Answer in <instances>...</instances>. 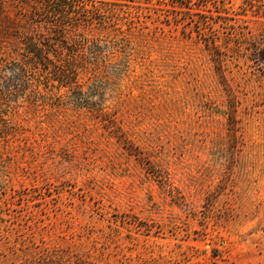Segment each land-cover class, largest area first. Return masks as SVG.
<instances>
[{
  "label": "rangeland",
  "instance_id": "1",
  "mask_svg": "<svg viewBox=\"0 0 264 264\" xmlns=\"http://www.w3.org/2000/svg\"><path fill=\"white\" fill-rule=\"evenodd\" d=\"M83 2L0 0V264H264V0Z\"/></svg>",
  "mask_w": 264,
  "mask_h": 264
},
{
  "label": "trees",
  "instance_id": "2",
  "mask_svg": "<svg viewBox=\"0 0 264 264\" xmlns=\"http://www.w3.org/2000/svg\"><path fill=\"white\" fill-rule=\"evenodd\" d=\"M33 1V11L32 14L30 15V19L33 22H39L41 20V18H49V17H55L56 19H62L64 17H68L67 13L68 12H75V13H79V14H83L87 11V9L84 6V2L83 0H31ZM78 14V16H79ZM44 20V19H43ZM46 21V20H45ZM48 24V23H47ZM51 25V26H50ZM49 26H47V31H49V33L51 34L49 36V39H55L56 37L54 36H60V41L62 43H65L64 45H66V40L62 39L64 37V27H61V25L59 26L58 24L55 23H50ZM38 35V34H37ZM36 34L33 36H28L25 34V37L29 38V42L31 44V47L33 48L31 51H33V56L27 55L25 57H27L25 59V62H21L19 64V66L22 68V70H24L26 68V66L28 64H37L38 62H40L42 59H48L46 55H43V49L41 47H38V40L39 38H37ZM42 37L44 35H41ZM45 38V37H44ZM33 39H35V41H33ZM253 46L250 47L251 52H250V58L253 59L254 63L257 65V68L262 70L264 72V43H254L252 44ZM53 50H57L54 49ZM59 54L61 49L58 50ZM216 54L219 55V58L216 57V59L218 61H221L220 55L221 52L216 51ZM29 62V63H28ZM55 65V62H54ZM63 71V83L66 84H71L73 85V87L77 88L78 87V83L73 80L75 78V73L71 74V73H66L64 70H61L60 72ZM73 72V71H72ZM87 99H84V102L87 105H97V103L94 102H89V101H85ZM93 109L97 112V114L99 115H103L104 111L101 107H93ZM228 123L230 125L231 129H234L235 126V116H234V111L233 109L229 110L228 112ZM20 264H85L84 261H82L79 257L75 256H66L63 253H59L58 251L55 250H48L45 253H43L42 255H40L38 257V259L33 260V261H29L28 263L24 262V263H20Z\"/></svg>",
  "mask_w": 264,
  "mask_h": 264
}]
</instances>
